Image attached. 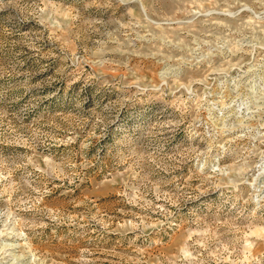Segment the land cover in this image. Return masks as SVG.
Segmentation results:
<instances>
[{
  "label": "rangeland",
  "instance_id": "1",
  "mask_svg": "<svg viewBox=\"0 0 264 264\" xmlns=\"http://www.w3.org/2000/svg\"><path fill=\"white\" fill-rule=\"evenodd\" d=\"M0 264H264V0H0Z\"/></svg>",
  "mask_w": 264,
  "mask_h": 264
}]
</instances>
